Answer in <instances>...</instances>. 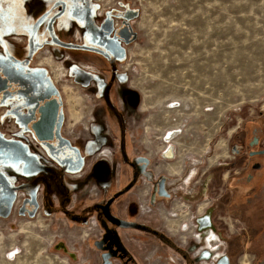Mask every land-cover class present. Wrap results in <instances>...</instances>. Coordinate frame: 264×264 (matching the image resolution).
I'll use <instances>...</instances> for the list:
<instances>
[{"label": "flooded vegetation", "instance_id": "af4514ba", "mask_svg": "<svg viewBox=\"0 0 264 264\" xmlns=\"http://www.w3.org/2000/svg\"><path fill=\"white\" fill-rule=\"evenodd\" d=\"M9 2L0 17V235H18L24 256L23 226L38 238L73 228L89 264H264V109L242 113L216 170L183 162L171 172L175 147L159 154L140 139L146 110L130 68L140 7ZM67 83L85 91L87 123L72 117ZM49 238L43 250L77 257L62 234Z\"/></svg>", "mask_w": 264, "mask_h": 264}, {"label": "rangeland", "instance_id": "374dc122", "mask_svg": "<svg viewBox=\"0 0 264 264\" xmlns=\"http://www.w3.org/2000/svg\"><path fill=\"white\" fill-rule=\"evenodd\" d=\"M133 1L141 9L139 40L130 54L134 86L142 92L146 110L140 139L150 140L159 154L174 146L177 165L187 163L199 174L212 172L226 160L227 140L242 113L264 109V0ZM49 65L57 79L65 76L61 65ZM69 84L64 85L72 117L82 115L87 123V95ZM172 102L178 104L177 112H169ZM140 145L142 150L146 146L137 142L136 147ZM32 229L22 227L24 257L16 246L18 235H0V264H89L78 230L39 231L38 238ZM52 234H62L77 257L43 250L41 243L48 246Z\"/></svg>", "mask_w": 264, "mask_h": 264}, {"label": "bare ground", "instance_id": "6f19581e", "mask_svg": "<svg viewBox=\"0 0 264 264\" xmlns=\"http://www.w3.org/2000/svg\"><path fill=\"white\" fill-rule=\"evenodd\" d=\"M176 102V101H175ZM172 103H174V102H172ZM169 105V104H168ZM171 108V111H169V112H177L178 111V104H176V103H174L173 105H172V107H170ZM168 112V113H169ZM165 122V121H164ZM177 123V122H176ZM173 132V131H172ZM168 133V132H167ZM166 134V133H165ZM164 134V135H165ZM173 138H174V136H175V133L174 134H172L171 135ZM171 138V137H170ZM170 138H169V140H170ZM173 148V147H172ZM170 150H172L171 149V147H170ZM172 152V151H171ZM171 152H169L168 151V153H166V157L167 158H170V157H172L173 155V152L171 153ZM179 165H180V163L178 164V167L176 168V165H172L171 167H169V170L171 171V172H175V171H177V170H179ZM29 239V238H28ZM31 239V238H30ZM37 241V240H36ZM29 242H30V240H29ZM34 242V241H33ZM32 242V243H33ZM35 244H36V242H34ZM40 242L38 241V243L37 244H39ZM21 256V255H20ZM24 257V256H23ZM28 257H31V256H28ZM26 258V257H25ZM20 259V257L18 258V260ZM22 259V258H21ZM24 259V258H23ZM22 259V260H23ZM29 259V258H28ZM32 259V258H31ZM34 259V258H33ZM51 259H49V261H50ZM58 262L56 261V264H57ZM2 264H6V261H4L3 260V262H2Z\"/></svg>", "mask_w": 264, "mask_h": 264}, {"label": "snow or ice", "instance_id": "6c2138e0", "mask_svg": "<svg viewBox=\"0 0 264 264\" xmlns=\"http://www.w3.org/2000/svg\"><path fill=\"white\" fill-rule=\"evenodd\" d=\"M5 7L11 8L13 5L9 2V0H0V17L7 19V16L4 15ZM18 21H21L20 17H17Z\"/></svg>", "mask_w": 264, "mask_h": 264}]
</instances>
